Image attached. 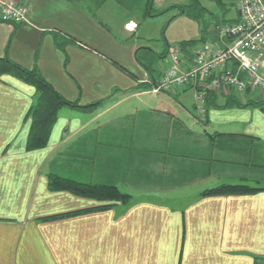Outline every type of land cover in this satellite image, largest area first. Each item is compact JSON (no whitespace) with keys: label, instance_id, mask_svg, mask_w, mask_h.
Wrapping results in <instances>:
<instances>
[{"label":"crops","instance_id":"obj_1","mask_svg":"<svg viewBox=\"0 0 264 264\" xmlns=\"http://www.w3.org/2000/svg\"><path fill=\"white\" fill-rule=\"evenodd\" d=\"M14 1L29 6L28 22H0V58L7 55L27 70L37 67L68 101L106 105L94 111L63 108L48 145L28 151L25 118L35 88L11 75L0 77V264H255L264 259V112L211 109L203 122L176 100L189 90L196 97L193 88L171 97L154 95L151 87L133 92L150 79L136 60L135 42L139 15L151 17L146 4ZM231 2L220 9L221 24H213L216 34L209 30L210 41L218 39L223 25L237 21ZM56 34L69 41L64 51ZM145 96L175 101L186 117L161 106L119 110ZM225 100L218 95L221 105ZM213 122L220 130L207 129ZM95 130L99 133H89ZM221 139L234 144L221 149ZM78 150L100 154L102 165L82 164ZM50 171L70 172L83 182H112L122 193L130 191L124 194L131 199L108 211L47 221L111 204L50 191ZM221 185L262 190L201 197Z\"/></svg>","mask_w":264,"mask_h":264},{"label":"built area","instance_id":"obj_2","mask_svg":"<svg viewBox=\"0 0 264 264\" xmlns=\"http://www.w3.org/2000/svg\"><path fill=\"white\" fill-rule=\"evenodd\" d=\"M236 10L237 21L223 25L216 41L202 40L195 47L171 48L163 60L170 66L161 71L163 75L151 87V93L173 96L193 88L202 121L207 115V88L217 96L232 92L238 99H261L258 94L264 95V0H236ZM29 11L26 4L0 0L2 23L28 22Z\"/></svg>","mask_w":264,"mask_h":264},{"label":"trees","instance_id":"obj_3","mask_svg":"<svg viewBox=\"0 0 264 264\" xmlns=\"http://www.w3.org/2000/svg\"><path fill=\"white\" fill-rule=\"evenodd\" d=\"M141 5L140 0H134ZM214 3L219 9L226 6L227 1L233 0H209ZM235 5H236V0ZM155 0H145L143 6L147 5L148 16L152 15V9L154 7ZM232 2L230 4H232ZM203 12H207L206 9H203ZM231 10V9H229ZM202 11V10H200ZM184 8H180V15L186 14ZM202 40V39H201ZM199 41H188L180 44L181 47H186L188 45L197 43ZM55 43L59 49L62 51L65 50V47L69 44V41L61 36L55 35ZM168 51L160 55V59H163L167 55ZM145 59V57H143ZM139 57V50L136 53L137 62L146 70L147 74L150 77V83L139 84L132 91H142L147 88H150L155 85L156 75L155 69L146 65L144 59ZM4 75H11L15 78L22 80L23 82L33 86L36 91L35 103L28 111L25 122L30 121V130L27 139V150L35 151L45 148L48 145L49 138L52 132V129L56 122L59 119L60 112L63 108L71 109H81L85 111H91L103 107L106 104V101L96 102L87 106L80 105L79 102H71L65 99L55 88L46 81L42 76L39 69L35 67L33 70H27L21 66L13 63L9 57L6 55L3 58H0V77ZM249 108L254 107L261 109L264 112V100H251V99H238L232 95L226 96L224 104L218 102V96L212 92H206L205 94V108L207 113L211 109H222V108ZM207 117V115H206ZM104 131H107V134H113V129L110 127H105ZM90 134H98L99 130L91 131ZM214 140V137H211ZM100 144V143H99ZM234 144L233 141L226 139H221L218 141L217 145L224 149L230 147ZM94 151V150H93ZM92 151V152H93ZM78 153L81 154L82 164L88 163V165L93 167H100L102 161L100 154L92 155L87 153H82L78 150ZM99 153V150L97 151ZM83 154V155H82ZM84 160V161H83ZM55 161L53 160L50 163V166H53ZM115 164V163H113ZM87 165V164H86ZM73 172V171H72ZM74 173V172H73ZM77 175L59 174L55 171H50L49 173V190L52 192L66 191L74 194L75 196L95 200L98 202H109L111 204L102 205L96 208L85 209L81 211H75L71 213H66L62 215H57L53 217L46 218L45 220H58L63 218L75 217L83 214H90L96 212H104L111 210L118 203L127 204L131 199L130 195L122 193L116 185L112 182H100V183H91L83 182L73 177ZM262 189L250 188L249 186L243 185H221L219 187L205 190L202 192L201 197H215V196H227V195H251L259 192ZM255 264H264V259L257 258Z\"/></svg>","mask_w":264,"mask_h":264},{"label":"rangeland","instance_id":"obj_4","mask_svg":"<svg viewBox=\"0 0 264 264\" xmlns=\"http://www.w3.org/2000/svg\"><path fill=\"white\" fill-rule=\"evenodd\" d=\"M140 2H141L140 7L142 8L145 0H140ZM181 7L187 11L186 14L180 15ZM203 9H206L207 12H203L204 11ZM152 10L153 11L150 18L148 17L146 19H142L141 16L139 15L138 25H140V28L137 34L138 39H136L135 42L137 49L139 50V57L140 58L145 57V59L144 58L143 59L146 65L155 69V73L158 72L160 74L158 77L156 76L157 79L156 83H157L160 80L161 76L163 75L161 74V71L163 69L162 65L164 66V69H167L170 66L169 63L163 61L164 58L160 59V55L166 53L171 48H174L183 42L202 41L201 39L206 38L209 35V30H211L210 31L211 34L213 35L216 34L218 31L213 26V24L214 25L215 24L217 25V23L218 25L221 24L223 13L214 3L210 2L209 0H155L154 7ZM205 40H209V39L206 38L203 41ZM197 43L191 44L190 46L195 47ZM184 59L186 60V55ZM190 61L191 60H189L188 62ZM124 73L126 72L124 71ZM128 76H130V74ZM130 77H132V75ZM150 81L151 80L149 79L148 82ZM206 88L207 87L205 86L204 89ZM204 92L206 94V92H212V91H210V89L207 88V90H204ZM212 93L216 94L215 92ZM229 94L236 97L232 92H230ZM252 95L253 94H251V96ZM258 95L256 96L258 97L261 96L260 97L261 99H251V100H257V101L264 100V95H260V94ZM169 97H171V95ZM245 98L247 97H244L243 99ZM176 100L178 103L184 105L189 112L194 113L195 116L197 115L200 116L196 107L197 105L195 106V104L197 103V99L194 96L192 90H189V92H187V95L185 97L177 98ZM219 101L222 102V100ZM132 106L142 107V108H149L154 106L156 107L161 106L160 108L167 107L169 109H172L175 115L180 116L182 118L186 117L184 116L185 115L184 112H182L181 109L175 104V101L169 98H165L164 96L160 98L145 96L141 99H134L129 101L124 107L119 108V110H124L127 108L132 109L133 108ZM198 119L201 120V118L199 117ZM184 120L189 126H192V121H190L188 118H185ZM205 120L206 119H204V121ZM207 129L209 131L220 130V128H218V126L215 125V122H213V124L207 127ZM212 178L215 179L216 177L213 176ZM252 185L254 186V184ZM123 192L132 194L130 191H128L125 188L123 189ZM185 192L189 193V190L179 191L180 194H176V195L182 196L183 193Z\"/></svg>","mask_w":264,"mask_h":264},{"label":"bare ground","instance_id":"obj_5","mask_svg":"<svg viewBox=\"0 0 264 264\" xmlns=\"http://www.w3.org/2000/svg\"><path fill=\"white\" fill-rule=\"evenodd\" d=\"M133 27H135V26H133Z\"/></svg>","mask_w":264,"mask_h":264}]
</instances>
